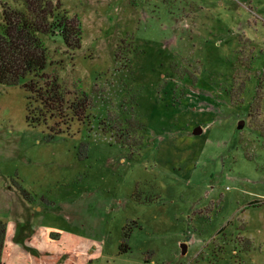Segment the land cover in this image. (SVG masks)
Here are the masks:
<instances>
[{
    "label": "rangeland",
    "instance_id": "obj_1",
    "mask_svg": "<svg viewBox=\"0 0 264 264\" xmlns=\"http://www.w3.org/2000/svg\"><path fill=\"white\" fill-rule=\"evenodd\" d=\"M52 1L83 40L46 72L91 106L53 135L0 85L3 264H264V0Z\"/></svg>",
    "mask_w": 264,
    "mask_h": 264
},
{
    "label": "trees",
    "instance_id": "obj_2",
    "mask_svg": "<svg viewBox=\"0 0 264 264\" xmlns=\"http://www.w3.org/2000/svg\"><path fill=\"white\" fill-rule=\"evenodd\" d=\"M45 39L60 42L68 53L81 49L83 28L60 3L52 0H22L17 6L5 3L0 19V85L21 87L27 94L26 121L31 127L48 126L53 135L62 134L74 122H83L91 100L84 92L76 100L69 95L57 74L46 72L51 55ZM53 135L51 137H53ZM20 194L30 199L19 187ZM7 224L0 219V264L6 242ZM130 233H126L127 240ZM127 250L126 241L123 251Z\"/></svg>",
    "mask_w": 264,
    "mask_h": 264
},
{
    "label": "water",
    "instance_id": "obj_3",
    "mask_svg": "<svg viewBox=\"0 0 264 264\" xmlns=\"http://www.w3.org/2000/svg\"><path fill=\"white\" fill-rule=\"evenodd\" d=\"M245 125V121L244 120H241L240 123H239V126L238 128L239 129H242ZM203 132V128L201 126H198L195 128L193 134L198 136V135H201ZM182 252L183 254H186L187 253V246L186 245H182Z\"/></svg>",
    "mask_w": 264,
    "mask_h": 264
}]
</instances>
